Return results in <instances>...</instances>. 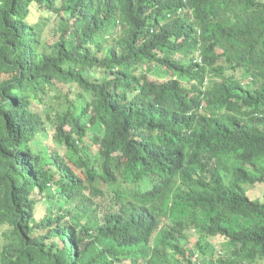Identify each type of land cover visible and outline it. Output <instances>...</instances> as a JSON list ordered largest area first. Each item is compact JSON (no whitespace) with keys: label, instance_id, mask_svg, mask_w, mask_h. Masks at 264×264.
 <instances>
[{"label":"trees","instance_id":"16d2710c","mask_svg":"<svg viewBox=\"0 0 264 264\" xmlns=\"http://www.w3.org/2000/svg\"><path fill=\"white\" fill-rule=\"evenodd\" d=\"M255 184L264 0H0V264H193L175 201L208 212L200 239L222 243L208 264H259ZM94 198L93 232L61 204Z\"/></svg>","mask_w":264,"mask_h":264},{"label":"rangeland","instance_id":"374dc122","mask_svg":"<svg viewBox=\"0 0 264 264\" xmlns=\"http://www.w3.org/2000/svg\"><path fill=\"white\" fill-rule=\"evenodd\" d=\"M188 15V14H187ZM188 17V16H187ZM56 23V17L47 23L41 24V36H42V43L47 47L53 45L54 40L49 35V32L54 27ZM165 73V74H164ZM160 74V75H159ZM164 74V76H163ZM155 78H168L166 75V70H161L158 73L151 74ZM159 75V76H158ZM64 89V88H62ZM42 112L44 115H53L52 111L55 109L51 106L42 107ZM43 142L47 143V138L42 136ZM131 187V186H130ZM247 191L249 196L253 199H258L260 202H264V186L261 184H255L252 186L247 187ZM97 198V197H96ZM93 199V202H87L86 206L83 208H79L77 203L75 202H67L62 203L61 206L64 208H68L69 210L73 211V214L70 215L72 219L78 221L81 225H87L93 232L97 229L98 226V215L100 212L104 210L103 206L105 199ZM97 203V204H96ZM209 219L208 212L204 210V208L193 206L184 202L175 201L171 206V213L169 215V222L173 221H180L186 225V230L184 232L186 241L181 242L183 251L185 253L188 252V249L191 250L195 255L192 254V263L193 264H208L207 259L216 258L217 251L222 249V243L218 239H214L211 237L200 239L202 233H199V227L204 226L207 224ZM242 222L239 219H233L230 227L232 229L238 228ZM206 240L209 244L215 247V251L213 254H209L208 251L203 253V246H199L197 241ZM199 248V249H198ZM197 255V256H196ZM171 262L177 261V264H188L186 259L181 254H174L173 258L170 256ZM264 264V260L262 263Z\"/></svg>","mask_w":264,"mask_h":264},{"label":"clouds","instance_id":"9594fccd","mask_svg":"<svg viewBox=\"0 0 264 264\" xmlns=\"http://www.w3.org/2000/svg\"><path fill=\"white\" fill-rule=\"evenodd\" d=\"M184 15L185 14V17H187V18H192L193 17V13L191 14V11H189V10H186V9H184V10H178L177 11V16H179V15ZM188 14V15H187ZM199 45H200V43H199ZM190 63V62H189ZM192 63H195V64H201L202 63V54H201V52H200V50L199 49H196V51H195V53H194V55H193V58H192ZM204 87H205V85L204 86H202L201 87V89H204ZM150 185H152V184H150V183H146V190H148V189H150ZM151 194H153V193H151ZM159 194H160V191H158L157 192V194L155 195V197L152 199V202L151 203H156L157 202V200H158V198H159ZM130 199V201H132V202H134V204H141V202L142 201H136L135 199H133V198H129ZM151 203H149V204H151ZM172 206V205H171ZM169 222V221H168ZM175 222H180V221H175ZM183 223V222H182ZM184 224V223H183ZM168 225H169V223H168ZM185 225V224H184ZM186 226V225H185ZM163 229H164V226H163ZM185 230H186V228H184L183 230H182V235L184 234V232H185ZM163 235H160V237H162ZM170 256H174V254H172V255H170ZM170 256H169V258H170ZM197 256V255H196Z\"/></svg>","mask_w":264,"mask_h":264}]
</instances>
